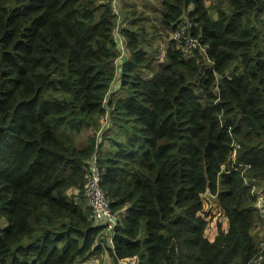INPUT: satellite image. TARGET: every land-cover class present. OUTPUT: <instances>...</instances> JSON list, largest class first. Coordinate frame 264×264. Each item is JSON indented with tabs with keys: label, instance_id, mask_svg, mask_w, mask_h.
<instances>
[{
	"label": "trees",
	"instance_id": "obj_1",
	"mask_svg": "<svg viewBox=\"0 0 264 264\" xmlns=\"http://www.w3.org/2000/svg\"><path fill=\"white\" fill-rule=\"evenodd\" d=\"M119 1L0 0V264L100 253L95 152L114 264H264V0Z\"/></svg>",
	"mask_w": 264,
	"mask_h": 264
},
{
	"label": "built area",
	"instance_id": "obj_2",
	"mask_svg": "<svg viewBox=\"0 0 264 264\" xmlns=\"http://www.w3.org/2000/svg\"><path fill=\"white\" fill-rule=\"evenodd\" d=\"M192 27L199 26L194 21H186L182 26L170 31L172 38L175 40L180 39V41L184 44V46L181 48L184 57L193 56L194 50L208 55V46L204 45L199 37H194L191 35L190 28ZM118 39L122 46L123 41L120 38ZM240 147L241 145L239 143L233 142V149L231 152V157H233V159L236 158ZM101 183L102 169L99 164L98 153L95 152L88 164L87 177L82 187V192L87 206L91 209L92 217L95 223L104 229L103 234L105 243L108 245L109 249L114 250V230L118 225L119 216L112 210L111 202L107 197V194ZM258 207L260 209V221L258 229L262 231L263 239L260 243V246L264 247V197L262 196L258 198ZM262 259L263 257L261 256L254 264H260ZM118 263L139 264V261L137 257H133L120 260Z\"/></svg>",
	"mask_w": 264,
	"mask_h": 264
},
{
	"label": "rangeland",
	"instance_id": "obj_3",
	"mask_svg": "<svg viewBox=\"0 0 264 264\" xmlns=\"http://www.w3.org/2000/svg\"><path fill=\"white\" fill-rule=\"evenodd\" d=\"M116 1V0H115ZM128 1V0H120L119 2H121L122 4H125V2ZM133 3H134V6L132 9L136 10L137 12L140 11V10H144L143 13L145 15H147V17H150L151 15L153 16L152 14V10L154 12V14H158L159 11H160V7L155 3L153 2L152 5H145V3H147V0H132ZM119 19H121V17H119ZM156 19L155 17L153 18V20ZM117 38H120L121 40H123L124 42V39L117 33ZM159 45V44H158ZM125 49H123V56L124 54H126L124 52ZM150 50V49H149ZM146 235V230L145 228L143 229V236Z\"/></svg>",
	"mask_w": 264,
	"mask_h": 264
},
{
	"label": "crops",
	"instance_id": "obj_4",
	"mask_svg": "<svg viewBox=\"0 0 264 264\" xmlns=\"http://www.w3.org/2000/svg\"><path fill=\"white\" fill-rule=\"evenodd\" d=\"M105 233L107 234L106 231ZM98 244L102 247V249L99 254H96L94 255L93 258H91L90 261L92 262L89 264H93V263L94 264H114L108 245L105 242H98ZM84 264H87V263H84Z\"/></svg>",
	"mask_w": 264,
	"mask_h": 264
},
{
	"label": "water",
	"instance_id": "obj_5",
	"mask_svg": "<svg viewBox=\"0 0 264 264\" xmlns=\"http://www.w3.org/2000/svg\"><path fill=\"white\" fill-rule=\"evenodd\" d=\"M125 60H127V57H125Z\"/></svg>",
	"mask_w": 264,
	"mask_h": 264
}]
</instances>
